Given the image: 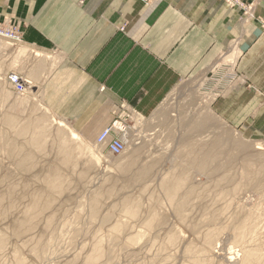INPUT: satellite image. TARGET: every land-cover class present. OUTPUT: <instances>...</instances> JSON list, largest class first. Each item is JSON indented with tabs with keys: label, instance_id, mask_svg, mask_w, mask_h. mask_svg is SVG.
<instances>
[{
	"label": "rangeland",
	"instance_id": "rangeland-1",
	"mask_svg": "<svg viewBox=\"0 0 264 264\" xmlns=\"http://www.w3.org/2000/svg\"><path fill=\"white\" fill-rule=\"evenodd\" d=\"M1 40L0 53L20 54ZM13 57L0 70V264H264V136L193 109L188 91L208 80L198 94L212 89V106L241 81L236 65L180 84L164 122L118 119L125 150L113 156L49 112L38 88L15 93L6 73L34 74Z\"/></svg>",
	"mask_w": 264,
	"mask_h": 264
},
{
	"label": "crops",
	"instance_id": "crops-1",
	"mask_svg": "<svg viewBox=\"0 0 264 264\" xmlns=\"http://www.w3.org/2000/svg\"><path fill=\"white\" fill-rule=\"evenodd\" d=\"M234 3L0 0V23H19L22 32V43L16 45L20 54H11L10 44L5 45L0 70L10 68L5 61L12 56L15 61L30 59L34 77L24 79L30 91L38 88L49 112L82 139L96 141L121 118L141 130L152 120L164 122L173 106L166 101L180 84L203 80L213 66H229L233 72L236 65L241 81L212 106L199 88H189L192 107L213 112L235 132L261 137L264 0ZM245 7H252L249 15ZM10 73L25 77L15 70L6 76ZM174 97L181 104V97ZM126 136L135 137L128 131Z\"/></svg>",
	"mask_w": 264,
	"mask_h": 264
},
{
	"label": "built area",
	"instance_id": "built-area-1",
	"mask_svg": "<svg viewBox=\"0 0 264 264\" xmlns=\"http://www.w3.org/2000/svg\"><path fill=\"white\" fill-rule=\"evenodd\" d=\"M141 1L145 4L149 3V0ZM0 39H4L14 44L22 43V32L19 23H0ZM8 82L18 95L23 96L27 93V84L20 75L15 73L9 75ZM124 129L123 124L116 121L100 134L96 141V145L101 147L105 146L113 156L122 155L125 150V144L120 136L125 132Z\"/></svg>",
	"mask_w": 264,
	"mask_h": 264
},
{
	"label": "bare ground",
	"instance_id": "bare-ground-1",
	"mask_svg": "<svg viewBox=\"0 0 264 264\" xmlns=\"http://www.w3.org/2000/svg\"><path fill=\"white\" fill-rule=\"evenodd\" d=\"M226 1H227V0H226ZM228 1H229V0H228ZM217 67H220V66H217ZM221 67H222V66H221ZM227 67H229V66H227ZM229 69H230V70L228 71V73H232V68L229 67ZM17 75H19V74H17ZM207 82H208V80H206L205 83H202V86L199 87L198 92H202V88H203L204 85L208 84ZM9 85H10V84H9ZM30 85H31V84L28 83V85H27V90H30V89H29V88H30ZM10 86H11V85H10ZM12 88H13V87H12ZM13 90H14V89H13ZM210 91H211V93H208V94H203V93H201V95H202V96H207V97H208L207 99H208L209 101L212 102V101L214 100V98L216 97V95L214 94V92L212 91V89H210ZM15 93H16V92H15ZM24 108H25V107H24ZM19 110H20V108H19ZM3 111H4V110H3ZM9 123H10V122H9ZM13 123H14V122H13ZM200 125H201V124H200ZM200 125H199V126H200ZM201 127H202V126H201ZM201 127H200V128H201ZM202 128H203V127H202ZM198 130H199V128H198ZM201 130H202V129H201ZM15 132H16V131H15ZM14 136H15V135H14ZM35 137H36V135H35ZM16 141H17V140H16ZM220 142H222V141L220 140ZM8 143H9V142H8ZM14 144H15V143H14ZM215 144H216V143H215ZM218 146H219V145H218ZM17 147H18V146H17ZM212 147L214 148V145H213ZM20 148H21V147H20ZM215 148H216V147H215ZM14 149H15V148H14ZM21 149H22V148H21ZM23 149H24V148H23ZM61 149H62V148H61ZM10 150H11V149H10ZM59 150H60V149H59ZM14 151H15V150H14ZM214 151H215V150H214ZM221 151H222V150H221ZM11 152H12V151H11ZM22 152H23V151H22ZM56 153H57V152H56ZM59 153H60V152H59ZM219 153H220V151H219ZM11 154H12V153H11ZM16 154H17V153H16ZM18 154H19V153H18ZM201 154H202V153H201ZM201 154H200V155H201ZM214 154H218V153L213 152V150H212V151L209 150V152H207L206 155H207L208 157H210L211 160H213V159H214ZM202 155H203V154H202ZM218 155H219V154H218ZM21 156H22V154H21ZM28 156H29V155H28ZM203 156H204V155H203ZM203 156H201L199 159H203V158H202ZM192 157H193V156H192ZM216 157H217V156H216ZM216 157H215V158H216ZM12 158H13V156H12ZM21 158H22V157H21ZM196 158L198 159L197 155H196ZM204 158H205V157H204ZM217 158H218V157H217ZM217 158H216V159H217ZM197 159H196V160H197ZM199 159H198V161H200ZM208 159H209V158H208ZM21 160H22V159H21ZM194 160H195V159H193V161H194ZM205 160H206V158H205ZM205 160H204L203 162H202V160L200 161V162L203 163L204 166H205V164H204V163H205ZM19 161H20V160H19ZM13 162H14V161H13ZM29 162H30V161H29ZM191 162H192V161H191ZM208 162H209V160H208ZM18 163H19V162H18ZM24 163H25V162H24ZM151 163H152V162H151ZM197 163H198V162H197ZM16 164H17V163H16ZM191 164H192V163H191ZM200 164H201V163H200ZM17 165H18V164H17ZM198 165H199V164H198ZM27 166H28V165H27ZM199 167H201V166L199 165ZM206 167H207V166H206ZM27 168H28V167H27ZM33 168H34V166H33ZM203 168H205V167H203ZM56 169H57V168H56ZM123 169H126V167L122 168V170H123ZM147 169H148V168H147ZM147 169L145 170V172L147 171ZM221 169H222V168H221ZM221 169H220V170H221ZM143 170H144V169H143ZM148 170H149V169H148ZM200 170H201V168H200ZM222 170H223V169H222ZM143 172H144V171H143ZM56 173H57V172H56ZM58 173H59V172H58ZM146 173H148V171H147ZM50 175H51V174H50ZM147 175H148V174H147ZM139 177L141 178V176H139ZM142 178H143V177H142ZM59 179H60V178H59ZM137 179H138V178H137ZM57 180H58V179H57ZM140 180H141V179H140ZM55 181H56V180H55ZM51 182H52V181H51ZM53 183H54V182H53ZM177 184H178V183H177ZM60 185H61V183H60ZM55 187H56V185H55ZM167 187H168V186H167ZM51 188H52V187H51ZM51 188H50V189H51ZM35 192H36V191H35ZM52 193H53V192H52ZM46 194H47V193H46ZM32 196H33V195H32ZM26 200H27V198H26ZM24 201H25V200H24ZM18 205H19V204H18ZM2 207H3V206H2ZM2 207H0V208H2ZM16 207H18V206H16ZM34 208H35V207H34ZM39 209H40V208H39ZM44 209H45V208H44ZM35 210H36V209H35ZM133 211H134V210H133ZM31 212H33V211H31ZM129 212H130V210H129ZM41 213H42V212H41ZM34 214H35V213H34ZM42 214H43V213H42ZM5 215H6V214H5ZM2 216H3V215H2ZM4 217H5V216H4ZM38 218H39V217H38ZM18 221H19V220H18ZM17 224H18V223H17ZM21 225H22V224H21ZM16 227H17V226H16ZM27 228H28V227H27ZM30 228H31V227H30ZM17 231H18V229H17Z\"/></svg>",
	"mask_w": 264,
	"mask_h": 264
}]
</instances>
